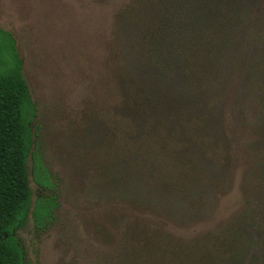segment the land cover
Instances as JSON below:
<instances>
[{
    "label": "rangeland",
    "instance_id": "obj_1",
    "mask_svg": "<svg viewBox=\"0 0 264 264\" xmlns=\"http://www.w3.org/2000/svg\"><path fill=\"white\" fill-rule=\"evenodd\" d=\"M139 5L0 0L47 174L40 187L28 159L23 264H263L264 0L203 28L176 82L141 63Z\"/></svg>",
    "mask_w": 264,
    "mask_h": 264
},
{
    "label": "trees",
    "instance_id": "obj_2",
    "mask_svg": "<svg viewBox=\"0 0 264 264\" xmlns=\"http://www.w3.org/2000/svg\"><path fill=\"white\" fill-rule=\"evenodd\" d=\"M250 3L252 0H140L139 8L127 18V28L138 36L141 63L151 64L176 82L185 72L186 54L198 33L212 23L222 31L230 30L247 16ZM257 53L255 64H264V50ZM34 117L35 107L15 41L0 28V264H23L16 233L32 206L30 157L35 182L46 187L47 174L36 157L30 127ZM33 215L38 222L49 217L46 201L36 200ZM262 261L264 264V258Z\"/></svg>",
    "mask_w": 264,
    "mask_h": 264
}]
</instances>
